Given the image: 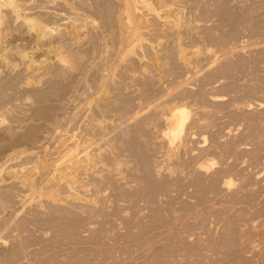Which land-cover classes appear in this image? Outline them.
Instances as JSON below:
<instances>
[{
	"label": "rangeland",
	"instance_id": "obj_1",
	"mask_svg": "<svg viewBox=\"0 0 264 264\" xmlns=\"http://www.w3.org/2000/svg\"><path fill=\"white\" fill-rule=\"evenodd\" d=\"M150 2L0 0V264H264V0Z\"/></svg>",
	"mask_w": 264,
	"mask_h": 264
},
{
	"label": "bare ground",
	"instance_id": "obj_2",
	"mask_svg": "<svg viewBox=\"0 0 264 264\" xmlns=\"http://www.w3.org/2000/svg\"><path fill=\"white\" fill-rule=\"evenodd\" d=\"M55 1H59V0H47V2L48 3H54V4H56L55 3ZM122 1V0H121ZM151 1V0H150ZM149 0H123V9H124V11H121V13H123L124 15H125V17H123V15H120V17L122 16L123 18H126V19H122V17H121V19L122 20H127L126 22H127V24L125 23V21L123 22V24L124 25H122L123 27L124 26H127V28H123L122 30L124 31V29H128L127 31L128 32H125V33H123V34H126V33H128V35H127V37H128V42H129V45H134L135 43H137V42H139L140 41V33H142V30H141V26H139L138 25V23H137V19L139 18V17H144L145 18V15L146 16H148V14L150 13V14H154L156 17H159L160 18V20L163 18V14H161L160 13V11H162L161 9H160V11H159V8L157 7H154L153 6V4H152V2H150ZM68 2H70V1H68ZM73 2V1H72ZM60 4V3H59ZM63 4V3H62ZM61 4V5H62ZM65 4V3H64ZM63 4V5H64ZM48 5V4H47ZM63 5H62V7H63ZM70 5H72V4H70ZM157 6V5H156ZM71 7V6H70ZM3 8V7H2ZM53 8V7H52ZM74 8V7H73ZM77 8V7H76ZM49 9V13H54L55 15L57 14V15H60V14H62L59 10H53L54 12H52L51 10H50V8H48ZM55 9V8H54ZM122 9V10H123ZM62 10V9H61ZM51 11V12H50ZM58 12L59 11V13H55V12ZM64 11H65V9H64ZM164 12V11H163ZM1 13H2V11H1ZM16 13V12H15ZM46 13H48V12H46ZM71 13V12H70ZM120 13V14H121ZM145 15H144V14ZM119 14V13H118ZM143 14V15H142ZM168 15H169V13H167ZM166 14V15H167ZM2 15V14H1ZM8 15V14H7ZM63 16H64V14H62ZM62 15H60V16H62ZM70 15V14H69ZM161 15H163V16H161ZM14 16H16L15 14H14ZM50 16V15H49ZM63 16H62V18H63ZM71 16V15H70ZM76 16V15H75ZM75 16H73V18L75 17ZM114 16H115V14H114ZM22 17V16H21ZM51 17V16H50ZM120 17H118L119 18V21L121 20L120 19ZM142 17V18H143ZM162 17V18H161ZM171 17V16H170ZM48 18V17H47ZM68 18V17H67ZM67 18H65L64 17V20H68L69 21V19L71 18H69V19H67ZM72 18V20L71 21H76L75 20V18H77L78 19V17L76 16L74 19ZM144 18H143V23H144ZM8 19V18H7ZM16 19V18H15ZM49 19V18H48ZM146 19V18H145ZM163 19H165L164 21H165V23L164 24H166L167 22H168V24H166L167 26L170 24L169 22H170V20L169 19H167L166 20V18H163ZM174 19V18H173ZM23 20V19H22ZM53 20H54V18H53ZM115 20V19H114ZM140 20V19H139ZM169 20V21H168ZM16 21V20H15ZM31 21V20H30ZM33 21V20H32ZM31 21V22H32ZM71 21H69V23H71ZM147 21V20H146ZM167 21V22H166ZM28 22V21H27ZM142 22V21H141ZM171 22H174V21H171ZM73 23V22H72ZM77 23H79V22H77ZM76 23V24H77ZM162 24H163V22H161ZM176 23V22H175ZM175 23H171V26H172V28H173V25H175ZM179 23V22H178ZM75 24V22L73 23V25H69L70 27H72L73 28V30L76 28V26H77V28H78V25H76ZM79 24H81V23H79ZM122 24V23H121ZM161 24V25H162ZM68 25V24H67ZM145 25V24H144ZM49 26H50V24H49ZM118 26V25H117ZM163 27H161V28H164V25H162ZM166 26V27H167ZM170 26V27H171ZM47 25H46V27H44V25H41V24H39V27H38V29H37V31H36V34L34 35V36H36V40H35V42H36V51L35 52H37V49L39 50L40 49V45H41V43H40V40L42 41L43 40V38L45 37H47L48 38V36H49V38L48 39H50V37L52 36V34L54 35V31L55 30H49L50 28H48L47 29ZM65 27V26H64ZM80 27H82V26H80ZM148 27V26H147ZM170 27H169V29H170ZM61 28V27H60ZM150 28V27H149ZM51 29H53V28H51ZM54 29H56V28H54ZM143 29V28H142ZM167 29H168V27H167ZM70 30H72V29H69V31ZM73 30L72 31H70V32H73ZM79 30V29H78ZM125 30V31H126ZM157 30H159V28L157 29ZM164 30H165V28H164ZM75 31V30H74ZM64 32V31H63ZM166 32H168V31H166ZM58 33V32H57ZM68 33V32H67ZM76 33V32H75ZM79 33V32H78ZM118 33V32H117ZM121 33V34H122ZM165 34V33H164ZM72 35V34H71ZM152 35V34H151ZM63 36V35H62ZM123 35H121V37H122ZM1 37V36H0ZM72 37V36H71ZM76 37V36H75ZM78 37V36H77ZM124 37H126L125 35H124ZM124 37H122V38H124ZM74 38V37H73ZM80 38V37H79ZM28 39V38H27ZM26 39V40H27ZM126 39V38H125ZM44 41V40H43ZM73 41V40H72ZM79 41V40H78ZM124 41V40H123ZM126 41V40H125ZM158 41V40H157ZM51 42V41H50ZM63 42V41H62ZM76 42V41H75ZM122 42V41H121ZM43 43V42H42ZM47 43V42H46ZM48 43H49V41H48ZM60 42H51V43H49V45H50V47L48 46V48H47V50H46V48H44V51L47 53V51L52 55L53 53L56 55H54L53 56V58L55 57L57 60H60V59H62V58H65V57H63V55H61V56H58V54L60 55V53L58 52V51H60L62 48H61V46H59L58 44H59ZM125 43V42H124ZM61 44V43H60ZM72 44V43H71ZM126 44V43H125ZM44 45H45V43H44ZM74 45V44H73ZM120 45V44H119ZM136 45V44H135ZM66 46V45H65ZM183 46V45H182ZM16 47V46H15ZM70 47V46H69ZM131 47V46H130ZM65 48V47H64ZM79 49V48H78ZM184 49V48H183ZM186 49V48H185ZM18 50V49H17ZM42 50V49H41ZM121 50V49H120ZM183 51V50H182ZM17 52V51H16ZM21 52V51H20ZM25 52V51H24ZM24 52H22V54H24ZM30 52V51H29ZM133 52V51H132ZM182 53V52H181ZM26 54V53H25ZM33 55H34V53H32ZM31 54V55H32ZM38 54V53H37ZM36 54V55H37ZM39 54H40V52H39ZM126 54V53H125ZM135 54V53H134ZM180 54V53H179ZM178 54V55H179ZM27 56H29L28 55V51H27V54H26ZM30 55V62H29V66L30 67H32V66H34L35 64H39V63H43L44 61L46 62V59L48 58V55L46 56L47 58L44 60V59H42V55L44 56V54L42 53V54H40V57H39V55H37L38 56V58L37 59H35V56H31ZM181 55V54H180ZM195 55V54H194ZM22 56V55H21ZM27 56H24L23 55V57H27ZM77 56V55H76ZM177 56V55H176ZM19 57V56H18ZM184 57H186V56H184ZM194 57V56H193ZM25 58H23V59H25ZM74 58H75V56H74ZM81 58V57H80ZM181 58V57H180ZM183 58V57H182ZM188 58V57H187ZM187 58H183V59H187ZM27 59H28V57H27ZM38 59H39V61H38ZM41 59V60H40ZM51 59H52V57H51ZM4 60V59H3ZM49 60V59H48ZM141 60V59H140ZM168 60V59H167ZM181 60V59H180ZM36 61H37V63H36ZM62 61L64 62L65 60L64 59H62ZM78 61V60H77ZM174 61V60H173ZM184 61V60H183ZM187 61V60H186ZM191 62V61H190ZM49 63H50V61H49ZM182 63H184V62H182ZM170 64V63H169ZM46 66H48L47 64H46ZM65 66V65H64ZM71 66V65H70ZM190 66V65H189ZM39 68V67H38ZM31 70V69H30ZM38 70V69H37ZM33 71V70H32ZM35 71V70H34ZM173 71V70H172ZM34 76V75H33ZM8 81V80H7ZM3 84V83H2ZM176 92V91H175ZM125 98V97H124ZM2 99V98H1ZM0 99V100H1ZM130 102V101H129ZM165 106V105H164ZM177 106V105H176ZM168 108V107H167ZM164 110V109H163ZM122 111V110H121ZM167 111H169V110H167ZM166 112V111H165ZM164 112V113H165ZM167 113V115L169 116V118H170V121L174 124V127L176 128L175 130H179V131H174V134L176 133V132H181V131H183L184 130V127H185V125H186V122H187V117H188V115H187V113L188 112H186L185 111V108L183 109L182 107H174L172 110H170V112L168 113V112H166ZM166 115V114H165ZM147 118V117H146ZM150 118V117H149ZM147 124H149V123H147ZM171 131V133L173 134V131L172 130H170ZM6 134V133H5ZM132 134V133H131ZM130 134V135H131ZM177 134V133H176ZM178 135V134H177ZM177 135H174L175 137L177 136ZM5 136V135H4ZM172 136V135H171ZM8 137V136H7ZM179 137V136H178ZM14 138V137H13ZM12 138V139H13ZM177 138V137H176ZM11 139V138H10ZM174 139V138H173ZM6 140H8V139H6ZM66 140V139H65ZM71 140V139H70ZM72 141V140H71ZM175 141V140H174ZM14 143V142H13ZM177 144V143H176ZM13 145V144H12ZM64 146V145H63ZM5 147V146H4ZM69 151V150H68ZM71 151V150H70ZM69 151V152H70ZM63 153V152H62ZM68 153V152H67ZM73 153V152H72ZM61 154V153H60ZM64 154V153H63ZM66 156H70L71 158L75 155L74 153H73V155L71 154H69L68 153V155L67 154H65ZM65 155H62V156H65ZM82 155V154H81ZM65 156V157H66ZM70 157H69V159L68 160H70ZM5 158V157H4ZM63 158L64 157H62L61 158V160H63ZM66 158H68V157H66ZM75 158H76V155H75ZM73 159V158H72ZM71 159V160H72ZM75 159H73L72 161H74ZM72 161L70 162V163H72ZM59 162H61V161H59ZM63 162H64V160L61 162L62 163V165H63ZM68 162V161H67ZM66 162V163H67ZM74 162H76V161H74ZM82 162V161H81ZM54 163V162H53ZM69 163V162H68ZM57 164H59V163H57ZM65 164V163H64ZM77 164V163H76ZM55 165V164H54ZM68 165V167L70 168V170H71V168H74L73 170H77V168L79 169V167L77 166V165H75V163H74V166L73 167H71V165L70 164H66V166ZM70 165V166H69ZM83 165V164H82ZM95 165V164H94ZM58 166H60V165H58ZM92 166V165H91ZM77 167V168H76ZM59 168V167H58ZM60 168H63V167H60ZM65 168V167H64ZM63 168V169H64ZM84 168V167H83ZM87 168V167H86ZM66 169V168H65ZM62 170V169H61ZM60 170V171H61ZM11 171V170H10ZM57 171V170H56ZM80 171V170H79ZM57 172H59V171H57ZM61 172H63V171H61ZM61 172H59L58 174H61ZM72 172H74V171H72ZM76 172V171H75ZM78 172V171H77ZM18 174V173H17ZM68 174V173H67ZM15 175H16V173H15ZM19 175V174H18ZM54 175V174H53ZM10 176V175H9ZM11 176H12V173H11ZM27 176V175H26ZM16 177L18 178V176H15V178L14 179H16ZM23 177V176H22ZM22 177H19V178H21L20 180L21 181H24V180H26L25 178H22ZM25 177V176H24ZM55 177V176H54ZM73 175H72V178H70V181H72L73 180ZM10 178V177H9ZM18 178V179H19ZM75 178V177H74ZM13 179V180H14ZM31 179V178H30ZM72 179V180H71ZM76 179V178H75ZM74 179V180H75ZM19 180V181H20ZM75 182V181H74ZM23 184H26L27 185V182L26 181H24V182H22ZM53 184V183H52ZM228 184V183H227ZM230 186V185H229ZM66 187V186H65Z\"/></svg>",
	"mask_w": 264,
	"mask_h": 264
}]
</instances>
